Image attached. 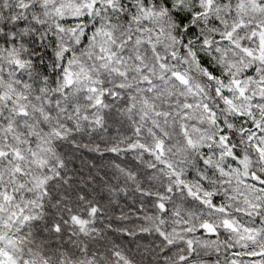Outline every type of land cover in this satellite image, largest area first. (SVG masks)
Here are the masks:
<instances>
[{
  "label": "snow or ice",
  "instance_id": "1",
  "mask_svg": "<svg viewBox=\"0 0 264 264\" xmlns=\"http://www.w3.org/2000/svg\"><path fill=\"white\" fill-rule=\"evenodd\" d=\"M0 264H264V0H0Z\"/></svg>",
  "mask_w": 264,
  "mask_h": 264
}]
</instances>
